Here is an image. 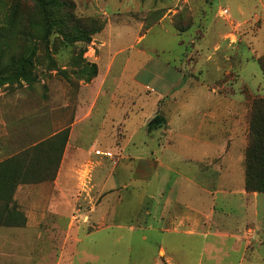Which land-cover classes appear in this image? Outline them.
I'll return each mask as SVG.
<instances>
[{
	"label": "rangeland",
	"instance_id": "1",
	"mask_svg": "<svg viewBox=\"0 0 264 264\" xmlns=\"http://www.w3.org/2000/svg\"><path fill=\"white\" fill-rule=\"evenodd\" d=\"M59 2L67 6L53 10L49 26L32 1L0 0V78L36 52L31 84L0 87L8 145H0V199L14 194L28 230L25 247L0 248V264H264V239L253 243L255 219L243 202L238 226L221 210L199 216L208 236H165L153 231V200L140 205L130 187L135 168L153 165L177 111L167 108L177 97L153 90L154 75L170 72L174 85H201L211 100L236 103L234 145L242 134L248 145L250 103L264 98V0ZM87 66L96 74H82ZM157 115L164 125L150 131ZM198 125L196 135L207 137ZM23 184L43 186L19 192Z\"/></svg>",
	"mask_w": 264,
	"mask_h": 264
},
{
	"label": "crops",
	"instance_id": "2",
	"mask_svg": "<svg viewBox=\"0 0 264 264\" xmlns=\"http://www.w3.org/2000/svg\"><path fill=\"white\" fill-rule=\"evenodd\" d=\"M200 58L201 56H196L197 60ZM206 59L213 61L212 56H207ZM170 74L169 72L165 79L161 76L158 79L159 76L154 75L153 90L161 97H168L170 94H173L171 99L177 97V101L171 100L167 103L169 105L167 108L177 111H174L171 121L167 123L164 142L154 153L156 159L153 160V165L135 168L133 172L135 175L130 183L133 194L142 195L141 198H137L140 205L147 198L153 200V231L165 236L175 235L173 232L208 236L207 233L200 231L203 226L198 224L200 223L198 218L207 213L214 216L216 211L221 210L227 212L233 223L238 226V213L241 211L238 201H241L245 211L255 219V225H251L249 231L253 243L263 240L264 194L249 193L245 190L247 143L243 134L241 144L234 145L239 142L236 126H232L231 123L232 116L236 119L238 117L237 104L233 102L220 104L211 100L213 97L211 92L206 87L207 92L202 93L201 85L190 83L174 85L171 79H168L172 76ZM181 94H184L182 101ZM198 120L201 123H196ZM223 121H226V127ZM195 125L199 128L201 125L200 132L205 127L208 136L205 138L197 136L199 129L196 130ZM4 140V136H0V145ZM20 140H22L20 146L27 142L25 139ZM4 145L1 147L8 146ZM55 183L60 185V181L59 184L58 181ZM29 186L39 189L43 185L23 184L18 190L20 192ZM180 205L181 217L171 218L175 208ZM171 219L182 221L183 227L173 230L165 227ZM27 233L28 230L24 228L0 229V248L13 252L14 249L25 247L28 243L25 239ZM159 248H162L161 252H169L164 245H159Z\"/></svg>",
	"mask_w": 264,
	"mask_h": 264
},
{
	"label": "trees",
	"instance_id": "3",
	"mask_svg": "<svg viewBox=\"0 0 264 264\" xmlns=\"http://www.w3.org/2000/svg\"><path fill=\"white\" fill-rule=\"evenodd\" d=\"M30 1L42 9L46 24L49 26L52 25L53 22H56V16L53 14V10H57L59 6L61 9L67 6V4L64 5V3H57L58 0ZM66 15L69 21H76L72 13L69 12ZM47 34H51L50 29H47ZM35 55L36 52L32 51L28 57L22 58L17 64L18 67L13 72L12 76L0 78V87L7 84L20 83L21 81L31 84L34 81L31 68L34 64ZM81 73L85 75H88L89 73L95 75L96 66H87L81 71ZM248 124L250 127V133L245 156V190L250 193L264 194V98H258L251 101L248 114ZM20 159H22V156L16 158V160ZM5 194L9 195L7 193ZM11 194L12 193H10V196ZM13 197L14 194H12L10 199L2 197L0 199V227L21 228L26 224L24 215L17 212V207L12 201Z\"/></svg>",
	"mask_w": 264,
	"mask_h": 264
},
{
	"label": "water",
	"instance_id": "4",
	"mask_svg": "<svg viewBox=\"0 0 264 264\" xmlns=\"http://www.w3.org/2000/svg\"><path fill=\"white\" fill-rule=\"evenodd\" d=\"M163 118L161 116H156L154 118V120H152L149 124H148V129L150 131H152L153 129H158L161 128L163 126Z\"/></svg>",
	"mask_w": 264,
	"mask_h": 264
},
{
	"label": "built area",
	"instance_id": "5",
	"mask_svg": "<svg viewBox=\"0 0 264 264\" xmlns=\"http://www.w3.org/2000/svg\"><path fill=\"white\" fill-rule=\"evenodd\" d=\"M225 13L227 14V11H225Z\"/></svg>",
	"mask_w": 264,
	"mask_h": 264
}]
</instances>
